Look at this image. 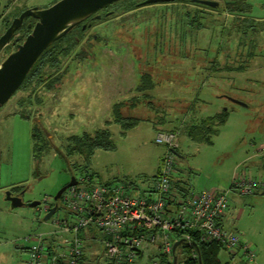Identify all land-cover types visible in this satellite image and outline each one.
I'll return each mask as SVG.
<instances>
[{"label":"rangeland","instance_id":"rangeland-1","mask_svg":"<svg viewBox=\"0 0 264 264\" xmlns=\"http://www.w3.org/2000/svg\"><path fill=\"white\" fill-rule=\"evenodd\" d=\"M243 1V6L248 5L243 15H225L221 6L206 18L195 15L196 23L205 18L208 25L181 49L172 35L166 39L159 31L174 20L154 14L166 6L159 2L144 5L121 26L112 18L96 27L101 40L91 42L92 54L56 51L54 66L42 61L39 76L0 107V240L15 238L17 244L29 247L35 234L52 231L53 219L64 218L67 211L61 198L48 220L43 219L46 209L55 202L57 191L85 168L101 182L143 195L167 150L154 140L158 130L178 133L175 170L186 189H228L234 174L264 179V0ZM53 3L0 0V36L20 12ZM8 50H12L9 45L0 51V62ZM148 82L152 88L144 87ZM120 100L137 103L124 113L142 119L124 135L117 124L107 123ZM223 110L228 112L226 121L208 141L200 143L188 136V126ZM101 128L112 134L114 150L97 149L89 161L71 152V136ZM35 129L45 144L39 143L34 151ZM7 191H20L23 205L4 202ZM228 197L225 225L243 234L256 257L248 262L221 249L220 260L264 264V189L250 195L231 190ZM34 201L40 204L31 206ZM4 204L10 213L4 211ZM176 254L182 264L190 250L179 246ZM162 259L147 260L143 255L138 264H168Z\"/></svg>","mask_w":264,"mask_h":264},{"label":"built area","instance_id":"built-area-1","mask_svg":"<svg viewBox=\"0 0 264 264\" xmlns=\"http://www.w3.org/2000/svg\"><path fill=\"white\" fill-rule=\"evenodd\" d=\"M167 147L158 174L143 195L134 196L117 183L101 182L94 172L76 176L77 183L61 196L64 218L53 219L51 233L61 234V243H47V234L33 236L24 264H84L85 249L81 233L98 229L104 264H138L140 254L152 252L173 260V244L219 242L230 255L239 253L253 262L256 252L239 231L225 225L231 190L250 195L264 189V179L233 175L228 189H207L187 194L174 187L178 133L159 130L154 138ZM174 201V203H172ZM50 208V207H49ZM46 211H48V209ZM52 218V217H51ZM176 235V241L171 235ZM194 256L196 254L194 253ZM155 260V258H154ZM98 260L95 264H100ZM153 264H158L156 261Z\"/></svg>","mask_w":264,"mask_h":264},{"label":"trees","instance_id":"trees-1","mask_svg":"<svg viewBox=\"0 0 264 264\" xmlns=\"http://www.w3.org/2000/svg\"><path fill=\"white\" fill-rule=\"evenodd\" d=\"M216 1L223 3L224 5L223 12L225 15L228 14H230L231 16H237L241 14L243 15L245 9L247 10L246 7H248L247 4H245V6L241 4V1L243 0H216ZM185 10L186 13H184ZM198 13H199L198 10L193 8L183 9L182 12L179 10L178 12L168 13L166 17L167 18L170 17L171 19L174 20L172 21L170 20L166 26H163L164 29L159 28L160 29L159 31L164 33L166 39L172 35L174 37V40H176L177 42L176 46L177 47L179 46V48L181 49L186 45V43H188V41L191 39V37L194 34H196L200 29L205 28L208 25L206 23L207 22L206 20L204 21L200 20L198 23L195 22L194 18L195 15H198ZM206 13L207 16L211 15L210 12H206ZM65 45L67 47L72 46L70 40H59L57 41L56 44L47 47L39 56L35 65L31 68L30 72L27 74L26 78L24 79L20 87L16 90V92L21 87H23L26 84V82L32 81L33 78L39 76L40 74L39 65L42 61H43L42 64L46 63L49 64L50 66H54L57 63V56H58V53L56 51L58 49L66 47ZM65 54L66 53L62 55ZM230 68L231 67H229L228 69ZM151 83L152 82H148L144 87H147V89L152 88ZM136 105L137 103H133L130 105L129 101L126 100H120L118 103H115L112 109L111 118L113 119H111L107 123L109 124V122L110 123L113 122L114 124H117L120 127V134L121 135L126 134L127 131H129L130 129H132L142 121V119L139 116L124 113L125 110H127L130 107H135ZM227 114H228L227 110H223L220 113H216L213 116L206 117V119H202L199 123L188 126V128L185 129L186 133L194 141H198L200 143L206 142L208 141L210 135L218 133V128L219 126L225 123ZM32 138L34 142V151L36 150V147L37 145H39V143H41L42 146L44 147L45 143L43 136L38 133V130L34 131ZM38 139L39 142L37 141ZM69 141H70L69 147L71 152L79 153L81 156H83V158H85L86 161L90 160L91 156L94 154L95 150L97 149L109 151V150H114L116 148V145L112 138V134L110 133L109 129L106 128L98 129L92 134L83 133L82 135L79 136L73 135L69 138ZM85 171L88 170L85 168ZM182 192L183 194L184 193L187 194L188 190L183 189ZM54 204L55 202L52 203L50 206H53ZM195 241L197 242L196 244L198 245V252L196 251V248L193 246V244L189 245L188 243L184 242L181 243L182 245L180 244L177 246L176 250L178 249L179 246H182L183 248H187L190 250V255L185 257L182 264H199L198 263L199 259L201 260V264H226L223 263L219 258V251L222 249V246L220 245L219 242H215V241L201 242L198 241L197 239ZM176 250H175V254H176ZM194 253L196 254V256H194ZM236 255H239V253L232 254V256H236ZM140 256L142 257V253L140 254ZM156 256H159L161 259L163 258L162 255H155V257ZM241 256L243 257V255ZM155 257L153 256L151 259L154 260ZM164 260L166 263L172 264V262L169 261L167 262L166 259ZM177 264H178V258H177Z\"/></svg>","mask_w":264,"mask_h":264},{"label":"water","instance_id":"water-1","mask_svg":"<svg viewBox=\"0 0 264 264\" xmlns=\"http://www.w3.org/2000/svg\"><path fill=\"white\" fill-rule=\"evenodd\" d=\"M114 1L117 0H59L48 8L40 9L33 7L26 9L19 16L15 17L0 36V51L12 38L15 31L22 26L25 18L31 16L37 19V21L31 32L21 42H18L21 38L20 36L13 40V43L18 42L15 49L0 62V107L13 96L47 47L96 10ZM154 1L158 0H147L146 3ZM196 1L212 7H216L219 4L216 0ZM231 100L238 104H243L235 99ZM76 183V176L73 175L70 181L57 191L53 197L55 204L48 209L43 218L44 220H48L54 215L58 209V199L61 198L63 192L68 187ZM5 198L10 201L12 207L23 205L20 193L14 194L12 191H7ZM39 204L40 201H34L30 205L37 206ZM181 243L183 241L178 240L173 244L172 264H177L175 250ZM192 244L198 252V245L196 243ZM198 263L201 264L200 259Z\"/></svg>","mask_w":264,"mask_h":264},{"label":"flooded vegetation","instance_id":"flooded-vegetation-1","mask_svg":"<svg viewBox=\"0 0 264 264\" xmlns=\"http://www.w3.org/2000/svg\"><path fill=\"white\" fill-rule=\"evenodd\" d=\"M57 1L59 0H54V3H56ZM146 1L147 0H117V1H114V2H111L105 5L104 7L99 8L94 13L86 17L83 21H81L80 23L72 27L66 34L61 36L59 39H57L53 43V44H56L57 41L59 40H70L72 44V46L70 47H67L65 45L67 48L63 47L61 49H58L57 52H59L60 54H64V53H73L75 51H78V53L92 54L94 47L90 46L91 42L92 41L96 42V41L101 40V36L99 35L97 31H95L96 27L100 26V24H105V25L108 24L112 20V18L118 20L119 26H121L127 17L131 18L132 15L138 14V11L143 9L144 8L143 6L146 4L159 3V2L166 4L165 7L159 8L158 10L154 11L155 15L162 16V17H164V14L167 15L168 13L178 12L180 8L181 9H192L193 8V9L198 10L199 12L198 15L200 16V18L201 17L206 18L207 17L206 12H212V10L217 9L220 6L224 8L223 3H220L219 1H218L219 4L216 7L203 4L196 0H158V1L149 2V3H146ZM20 13L17 14L16 17L19 16ZM184 13H186V10ZM14 18L15 17H13L12 20ZM204 19L202 20L204 21ZM36 21L37 19L31 16L25 18L22 26H20L15 31L12 38L4 46L6 47L9 45L10 47H12V50L7 51L8 54L15 49V46L18 42H21L23 38H25V36L31 32ZM19 36L21 37L20 40L18 42L13 43V40Z\"/></svg>","mask_w":264,"mask_h":264},{"label":"crops","instance_id":"crops-1","mask_svg":"<svg viewBox=\"0 0 264 264\" xmlns=\"http://www.w3.org/2000/svg\"><path fill=\"white\" fill-rule=\"evenodd\" d=\"M156 127L157 126H155V128ZM178 152H179V148H178ZM157 173H158V169H157L156 174ZM260 179L262 178L260 177ZM174 180H175L174 186L176 188V192H181L183 189H186L180 183L179 179L177 178V174L175 175ZM104 183H110V182L105 181ZM5 201H8V200L4 198V202ZM5 204H4L5 206L4 211L6 213H10L11 211H8L9 209L8 207H6L8 205H5ZM51 232H52L51 230L46 232L47 233V240H46L47 243L50 246L52 244L61 243L64 237L61 234H55ZM81 236L84 241V249H85V258H84L83 263L84 264H95L98 260H100L99 263H101V257L103 256V247L101 245V242L99 241V236L97 235V233L92 229L91 230L88 229V231H86L85 233H81ZM88 242L91 243L90 246L86 244ZM27 249H28V245L21 246L20 244H17V242L15 241V238H5L4 240H0V264H24ZM88 254L90 258H88L87 256ZM143 255H146L147 260L151 259L153 256L155 257V254L152 252H148ZM106 262H107V259L104 258L103 263H106ZM60 264H64L63 261H61Z\"/></svg>","mask_w":264,"mask_h":264},{"label":"bare ground","instance_id":"bare-ground-1","mask_svg":"<svg viewBox=\"0 0 264 264\" xmlns=\"http://www.w3.org/2000/svg\"><path fill=\"white\" fill-rule=\"evenodd\" d=\"M177 154H178V153H177ZM175 168H176V167H175ZM174 182H175V180H174ZM175 189H176V188H175ZM207 189H209V188H207ZM207 189H206V190H207ZM191 190H192V189H191ZM172 203H174V201H173ZM65 210H66V209H65Z\"/></svg>","mask_w":264,"mask_h":264}]
</instances>
